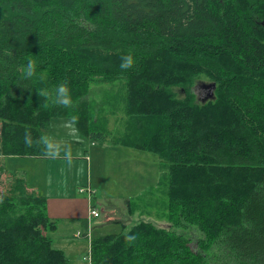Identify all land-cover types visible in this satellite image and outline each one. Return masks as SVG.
<instances>
[{
	"label": "trees",
	"instance_id": "obj_1",
	"mask_svg": "<svg viewBox=\"0 0 264 264\" xmlns=\"http://www.w3.org/2000/svg\"><path fill=\"white\" fill-rule=\"evenodd\" d=\"M117 80L126 120L110 146L157 157L168 227L92 237V264H264V0H0V159L46 158L35 141L53 118L75 116L81 135L105 142L86 97ZM202 80L214 98L198 103ZM62 82L70 106L55 103ZM1 176L0 264H70L45 197L0 162ZM189 227L199 237L180 233Z\"/></svg>",
	"mask_w": 264,
	"mask_h": 264
},
{
	"label": "rangeland",
	"instance_id": "obj_2",
	"mask_svg": "<svg viewBox=\"0 0 264 264\" xmlns=\"http://www.w3.org/2000/svg\"><path fill=\"white\" fill-rule=\"evenodd\" d=\"M49 59L55 67L60 68L64 63L60 55L56 53H52ZM209 85L204 80L197 82L193 91L198 103L202 102L210 92ZM123 95L124 81L117 80L91 85L86 97L89 104L90 121L94 122L97 131L104 135L105 142L90 140L81 135L76 127L75 131L69 135L68 129L63 126L65 122L70 120L66 118L51 119L48 129L43 134L70 147L72 163L69 165L63 158L64 152L61 151L60 157L55 158L56 161H52V163L59 164L62 167V172L50 177V180L42 173H39L37 178L45 184L48 182L56 183V185L62 184L65 189L62 188L60 192L65 190L70 194L74 191V195L81 198L85 196L78 193V190L91 185L96 193L94 203L101 211H99V218L91 221V238L127 232L132 225L141 221L152 222L159 227H168L164 212V203L166 204L164 187L157 184V180L160 179L159 176L161 177L164 173V168L157 157L145 152L110 146L112 140L120 138L123 133L124 121L126 120L122 101ZM1 164L7 172L21 174L26 181L32 182L29 173L26 175V172L33 166H40L42 170L44 162H31L25 158L7 157L1 161ZM70 174L73 176L70 177ZM6 180V176L0 177V191L5 190ZM46 190L49 192L47 188ZM128 201L137 202L140 208H145V211L150 214L146 216L142 214L140 219L131 217L130 219L134 221L128 226L126 223L106 222L107 218L114 219V216L119 213H122L119 214L120 218L129 217ZM114 220L116 221V219ZM124 224L126 226H123ZM60 225L58 226L59 231H66ZM188 229L191 230H180V233H183L188 239L199 237V232L194 228L189 227ZM71 232H73L71 229L68 230V234ZM77 233L74 235L76 238L70 234L67 243L73 250V254H76V258L82 260L81 264H87L84 259L88 254L90 243L86 235L81 238L77 236ZM61 242L62 240L55 239L54 245L59 247Z\"/></svg>",
	"mask_w": 264,
	"mask_h": 264
},
{
	"label": "crops",
	"instance_id": "obj_3",
	"mask_svg": "<svg viewBox=\"0 0 264 264\" xmlns=\"http://www.w3.org/2000/svg\"><path fill=\"white\" fill-rule=\"evenodd\" d=\"M115 148H122V147H115ZM127 150H131V149H127ZM5 158L7 157L0 159V162L4 160ZM25 159H28L31 162H44L42 170L40 169V166H33L32 169L26 172V175L27 173H29L30 180H32V182H28V181L26 182H27V186L30 191L31 190L36 191L37 193H39L46 199L48 218L54 221L56 224V229L51 232L52 235L51 233L49 234V237L51 238L53 245H54L55 239L62 240L59 247H56L55 245L54 247L56 249L61 250L65 254L70 264H79V263L81 264L82 260L80 258H76V254H73V250L70 248L67 242L69 240L68 237H70V234H72V237H75L74 236L75 233L80 232L81 238H83L85 235V229L87 226V207H88L87 196L85 194H81V195H84L85 197L84 198L76 197L74 195L75 193L74 191L71 192L70 194H68L69 192L68 191L66 192L65 190L60 192V190L64 188L62 184L56 185V183H51V182H48L45 184L37 178L39 173H42L44 176H46L50 180V177L56 175L57 173L62 172V167H60L59 164L52 163V161H56L55 159H52V158H25ZM72 176L73 175L70 174V177ZM45 187L49 190V192H46L47 190ZM89 187L91 188L90 184H89ZM95 196H96V193L94 194L92 198V202H93V205L97 208L96 203H94ZM119 214H122V213H119ZM119 214L114 216L115 217L114 219H116V221L110 217L106 219V222L114 221L115 223H118V224L126 223L128 226V225H131V223L134 221L130 219L131 217L133 219L134 218L140 219L142 217V214L146 216V215H149L150 213L146 212L145 208L143 209L140 208L137 202H134L131 205L130 213H128L129 217L120 218ZM59 224H61L60 226L62 228H65L66 231L60 232L58 228ZM126 224H124L123 226H126ZM70 229L73 232L68 234V230ZM93 238H96V237H93ZM68 257H70L71 259H69Z\"/></svg>",
	"mask_w": 264,
	"mask_h": 264
},
{
	"label": "clouds",
	"instance_id": "obj_4",
	"mask_svg": "<svg viewBox=\"0 0 264 264\" xmlns=\"http://www.w3.org/2000/svg\"><path fill=\"white\" fill-rule=\"evenodd\" d=\"M134 64V59L131 53L127 55L121 56L120 68L122 70H128ZM24 79H30L35 74V64L32 60H28L26 66H23ZM39 96L48 98L49 93L47 90H39ZM55 103L61 104L63 106L71 105V95L66 82H62L57 85L55 89ZM77 122V118L73 116L69 121L64 123V127L68 129V134L71 135L73 131H75V124ZM24 143L27 147L33 146V139L31 137V132L28 126L25 128L24 133ZM36 144L41 145L43 147V155L46 158H59L61 151L64 152L63 158L71 165L72 157L70 147L63 144L60 141L54 140L52 137L48 135H42L39 140L35 141ZM128 240H134V236L127 237Z\"/></svg>",
	"mask_w": 264,
	"mask_h": 264
},
{
	"label": "built area",
	"instance_id": "obj_5",
	"mask_svg": "<svg viewBox=\"0 0 264 264\" xmlns=\"http://www.w3.org/2000/svg\"><path fill=\"white\" fill-rule=\"evenodd\" d=\"M78 192L80 194H85L87 196V201H88V210H87V226H86V231H85V235L86 238L88 239L89 243H90V239H91V232H92V225H91V221L93 219H97L100 216V212L99 210L93 205L92 202V198L94 196V191L87 186L86 188H80L78 190ZM77 236H81L80 233H77ZM84 261L87 264H92L91 262V258H90V250H88V254L86 255Z\"/></svg>",
	"mask_w": 264,
	"mask_h": 264
},
{
	"label": "water",
	"instance_id": "obj_6",
	"mask_svg": "<svg viewBox=\"0 0 264 264\" xmlns=\"http://www.w3.org/2000/svg\"><path fill=\"white\" fill-rule=\"evenodd\" d=\"M210 92L206 95V97L203 99V101L201 103H204L208 100H213L214 96H213V89L215 87L214 84H210L209 86Z\"/></svg>",
	"mask_w": 264,
	"mask_h": 264
}]
</instances>
